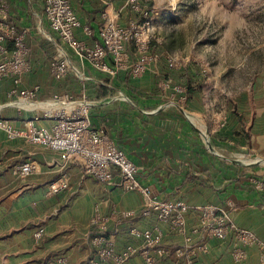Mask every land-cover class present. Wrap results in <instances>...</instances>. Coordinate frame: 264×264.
I'll return each mask as SVG.
<instances>
[{
  "label": "crops",
  "instance_id": "0c3cea01",
  "mask_svg": "<svg viewBox=\"0 0 264 264\" xmlns=\"http://www.w3.org/2000/svg\"><path fill=\"white\" fill-rule=\"evenodd\" d=\"M10 21L30 31V72L24 76L21 89L41 87L34 111L13 107L9 93L12 79L0 81V119L23 130L35 115L42 116L54 95L71 94L78 101L91 104L90 117L95 131L111 139L140 167V181L149 187L159 201L182 200L190 207L213 204L226 211L241 229L254 232L264 243V193L253 188L250 180L264 181V43L259 52L261 68L251 69L253 52L245 54L239 66L229 72L245 71L234 91H224L221 74L214 61H190L180 54L178 67L169 69L165 61L142 76L129 70L110 75L84 66L88 78L84 86L73 73L56 81L50 63L57 57H68L81 63L54 33L45 16L44 0H7ZM84 26L94 30L78 37L89 46L101 40L107 20L103 14L124 26L139 22L140 17L127 0H72ZM170 49V48H169ZM165 47L160 51L174 54ZM130 62L137 60L134 47L128 48ZM186 56V57H184ZM185 91L178 94L177 89ZM16 106V105H15ZM221 116L226 125L218 128ZM39 126L50 127L53 121L42 119ZM38 165V172L22 179L13 169L23 162ZM62 172L69 176L70 187L56 195L47 194L48 185ZM98 209L106 221L108 235L119 249L138 243L129 237L132 228L145 229L155 223L145 219L144 195L125 191L116 171L111 185H104L87 175L78 164H65L58 152L33 145L24 139L9 140L0 129V264H47L53 257H65L68 264H88L91 255L92 220ZM134 216L124 217V213ZM196 224L194 217L188 225ZM46 232L40 243L35 233ZM164 244L177 248L183 237L167 227ZM195 243L201 239L193 237ZM229 241L210 239L208 251L197 257V264H236ZM264 250L250 248L242 264H262ZM127 264H145L142 256ZM159 264H184L173 255Z\"/></svg>",
  "mask_w": 264,
  "mask_h": 264
},
{
  "label": "built area",
  "instance_id": "2783aa9c",
  "mask_svg": "<svg viewBox=\"0 0 264 264\" xmlns=\"http://www.w3.org/2000/svg\"><path fill=\"white\" fill-rule=\"evenodd\" d=\"M107 4L112 0H105ZM148 0H127L129 8L139 15V22H131L124 26L108 13L103 14L107 20L101 32V41L89 46L78 37L82 31L87 37L93 36L91 27L84 26L74 10L72 0H44L45 16L51 30L57 34L61 42L68 47L82 69L68 57L54 58L50 63V71L56 81L66 79L75 74L85 86L87 76L84 66L88 63L93 69L116 75L120 70H129L134 77L144 75L151 66L165 61L169 69L178 67L180 61L172 54L154 49L160 43L154 36L153 19L155 7ZM9 4L0 0V79H12L14 88L10 98H16L15 105L24 111H34V104L41 93V87L21 89L23 78L31 66L29 63L30 47L27 28L18 27L10 21ZM134 47L137 60L130 62L129 47ZM178 94L185 91L177 89ZM26 104L31 108H26ZM91 104L87 100L78 101L71 94L54 95L45 108L42 116L35 115L27 121L23 130L14 128L10 121L0 119L2 129L9 140L24 139L33 145H40L58 152L65 164H78L85 173L104 185H111L116 171L121 178V187L125 191H139L145 198V209L142 217L154 219L155 223L148 228H132L129 237L138 243H128L122 250L108 235L106 221L97 212L90 236L91 255L88 264H127L133 258L142 256L145 264H159L161 259L173 255L184 264H197V257L208 251V241L219 239L232 244L231 255L236 264H242L248 257L250 248L264 250L263 241L249 230L239 228L230 215L220 207L208 204L203 207H190L182 200L159 201L151 196L149 187L140 181L142 167L137 165L127 153L111 139L101 135L92 127L90 117ZM42 119L53 121L50 127L39 126ZM226 117L221 116L218 128L226 125ZM38 172V165L26 161L13 169V175L25 179ZM251 185L264 193V181L253 177ZM70 187L69 176L62 172L61 177L48 185L47 194L56 196ZM124 217L134 216V212L124 213ZM194 217L196 224L189 227V218ZM167 227L171 233L182 236L184 243L177 248H168L164 244ZM46 230L41 227L35 233V241L43 240ZM201 240L195 243L193 237ZM47 264H68L65 257H53ZM262 264H264V259Z\"/></svg>",
  "mask_w": 264,
  "mask_h": 264
},
{
  "label": "rangeland",
  "instance_id": "374dc122",
  "mask_svg": "<svg viewBox=\"0 0 264 264\" xmlns=\"http://www.w3.org/2000/svg\"><path fill=\"white\" fill-rule=\"evenodd\" d=\"M155 7L154 49L170 48L172 55L189 56L214 65L221 74L225 93L236 90L250 73L229 72L253 52L251 69L261 68L260 48L264 43V0H148ZM169 49V50H170ZM186 57V56H184ZM208 60V61H207ZM0 81H2L0 79ZM15 106V100L10 101Z\"/></svg>",
  "mask_w": 264,
  "mask_h": 264
},
{
  "label": "bare ground",
  "instance_id": "6f19581e",
  "mask_svg": "<svg viewBox=\"0 0 264 264\" xmlns=\"http://www.w3.org/2000/svg\"><path fill=\"white\" fill-rule=\"evenodd\" d=\"M26 108L30 109L31 108V105L29 106L28 104L25 105Z\"/></svg>",
  "mask_w": 264,
  "mask_h": 264
},
{
  "label": "trees",
  "instance_id": "16d2710c",
  "mask_svg": "<svg viewBox=\"0 0 264 264\" xmlns=\"http://www.w3.org/2000/svg\"><path fill=\"white\" fill-rule=\"evenodd\" d=\"M75 10V9H74ZM92 29V28H91ZM92 31H93V36H94V30L92 29ZM101 41V40H100ZM254 188V187H253ZM255 189V188H254Z\"/></svg>",
  "mask_w": 264,
  "mask_h": 264
}]
</instances>
